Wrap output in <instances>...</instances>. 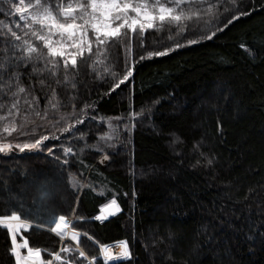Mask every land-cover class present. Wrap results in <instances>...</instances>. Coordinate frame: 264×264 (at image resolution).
I'll list each match as a JSON object with an SVG mask.
<instances>
[{
	"label": "trees",
	"instance_id": "trees-1",
	"mask_svg": "<svg viewBox=\"0 0 264 264\" xmlns=\"http://www.w3.org/2000/svg\"><path fill=\"white\" fill-rule=\"evenodd\" d=\"M51 2L54 6L57 0ZM212 2L218 13L210 28L222 29L212 39H200L199 30L183 37L174 28L171 33L167 28L149 30L144 46L137 36L128 53L125 42L117 38L101 54L100 75L94 71L92 56L65 81L61 62L59 84L46 71L33 73L32 65L20 67V82L27 89L20 94L21 123L28 111L25 97H38L43 109L53 89L68 111L73 102L80 108L88 103L87 112L97 119L85 117L78 127L87 135L65 141L78 153L68 165L61 167V161L46 151L21 153L14 148L8 155L0 154V215L11 214L13 208L26 214L38 189L54 184L55 214L69 218L75 213L74 226L93 237H81L90 256H98L97 245L128 243L130 259L108 264H264V0ZM4 7L10 8L11 0ZM237 10L247 14L229 24ZM18 23L23 22L14 10L0 11V60L2 33L11 27L23 35ZM186 38L197 42L188 45ZM175 40L184 46L147 57L146 51H163ZM126 60L128 66L135 60L133 76L109 94L124 74ZM105 66L117 76L105 72ZM137 94L156 95L155 112L145 114L108 150L107 164L94 162L125 130L120 123L113 140H102L100 134L109 131L107 117L127 118L130 97ZM0 103L10 104V95L0 93ZM4 123L0 121V127ZM176 136L181 141L173 144ZM32 138L39 136L13 133L6 140L22 143ZM54 152L63 157L61 147ZM201 152L206 155L201 157ZM208 156L214 157L213 165L207 164ZM198 159L202 163L197 164ZM69 173L79 180L75 188ZM112 198L120 211L96 220L101 206ZM21 203L27 207L20 209ZM22 232L30 246L59 249V239L49 229L33 225ZM10 246L7 230L0 227V264H14ZM44 256L50 258L47 252ZM97 264L103 263L97 260Z\"/></svg>",
	"mask_w": 264,
	"mask_h": 264
},
{
	"label": "snow or ice",
	"instance_id": "snow-or-ice-1",
	"mask_svg": "<svg viewBox=\"0 0 264 264\" xmlns=\"http://www.w3.org/2000/svg\"><path fill=\"white\" fill-rule=\"evenodd\" d=\"M8 3L9 0H0V11L14 10L18 14L19 21L23 23H18L16 27L21 29L23 35L11 27L2 33L4 40L3 59L0 60V93L10 95L11 103L7 105L0 103V111L3 112L0 114V121H5L0 127V154L8 155L14 148L21 153L46 151L48 155L61 161V167L68 165L70 158L78 155L76 148L65 141H70L77 134L81 137L86 136L87 133L78 125L83 124L85 117L89 115L93 120L97 117L87 112L90 107L88 103L80 108L73 102L72 110L68 111L67 106L59 102L56 90L53 89L52 96L47 99V104L43 109L40 107L38 97L31 96L30 99L25 97L28 111L23 113V123H21L18 119L21 116L20 94L27 91L20 82L19 69L21 66L32 65L33 73L46 71L56 78V83L59 84L61 81L58 73L61 62L65 81L73 71L79 73L80 64L91 59L92 56L96 57L93 62L94 71L100 75L97 69L104 62L101 54L115 44L117 38L125 42L126 52L131 53L132 41L139 36L140 45L143 47L149 30L163 32L167 28L171 33L174 28L175 34L180 37H183L186 32L199 30L200 39H212L216 31L222 30L219 27H216L214 31L210 28L218 13L217 3H213L212 0H165V2L162 0H67L66 3L65 0H57L54 6L51 0H27V2L18 0V3L16 0H11V7L5 8L4 5ZM246 14V12L237 10L228 23ZM9 33L12 39H9ZM169 39H172L171 35ZM36 41H39L43 47H40ZM196 42V39L186 38L188 45ZM182 46L184 45L179 40H175L171 47H165L163 51H146V55L148 58L159 57ZM241 47L246 46L242 44ZM144 58L140 56L141 60ZM134 64L135 60L132 61V66H128L126 60L125 72L109 89V94L133 76ZM104 71L109 72L111 69L105 66ZM111 75L115 77L117 73L111 71ZM43 83L42 79L41 84ZM153 103H159V100ZM49 109L53 111L50 112ZM145 111L146 109L141 107L139 111H130L127 118L124 116L107 117L109 131L101 133L100 138L105 141L113 140L120 123H123L125 129L129 127V123L132 128H135L138 122L144 120ZM147 111L151 113V109ZM57 112L59 116L56 115ZM113 119L119 123L114 125ZM29 125L32 127L29 128ZM41 128L45 131H40ZM13 133L29 137H35L38 134L39 138H32L22 143L6 140V137H11ZM64 133H69V135L64 136ZM50 140L60 141V144L45 143ZM180 141L181 138L176 136L172 143L176 144ZM58 147L63 149V157L54 152V149ZM85 147H90V145L86 144ZM205 155L204 152L200 153L201 157ZM109 158V155L105 154L101 163ZM199 163L202 161L198 159L197 164ZM213 163L214 157L208 156L207 164L213 165ZM69 176L72 187L75 188L79 180L71 173ZM57 191L54 184L45 183L33 198L32 207L20 204V209L27 207L26 214L13 208L11 214L0 215V227L7 230L11 240L8 251L14 259V264H93L96 260V257H90L81 241L82 235L89 240L93 237L86 231L82 233L78 230L65 215L56 216L53 201ZM17 198L22 199V197ZM119 211L120 205L117 199L112 198L101 206L95 219L103 221ZM80 219L83 220L84 217ZM33 225L37 229H49L62 242L70 239L74 242V246L64 244L59 251H52L30 246L29 240L24 237L18 241L17 237L22 230L32 229ZM119 246L120 251L117 258L130 259L131 252L128 243L121 241ZM100 250L105 262L114 258L110 246L101 245ZM45 252H48L49 259L45 258Z\"/></svg>",
	"mask_w": 264,
	"mask_h": 264
},
{
	"label": "rangeland",
	"instance_id": "rangeland-1",
	"mask_svg": "<svg viewBox=\"0 0 264 264\" xmlns=\"http://www.w3.org/2000/svg\"><path fill=\"white\" fill-rule=\"evenodd\" d=\"M145 98L146 99V102H148L149 104L148 105H146V106H144V108L146 109V111H145V114H150L148 111H147V109H151V113H153V112H155V110H156V106H157V103H153L154 101H156L157 100V96L156 95H154V94H137V95H132L131 97H130V111H132V110H135V111H139L140 109H141V106H139L138 104H137V99L138 98ZM144 114V115H145ZM132 127H131V123L129 124V127L127 128V129H125L123 132H122V134L116 139V140H114V142L104 151V152H102L101 154H99L96 158H95V160H94V162H98L100 165H105V164H107V161L109 160H106V161H104L103 163H101V159H102V157L105 155V154H107V152H108V150H110L116 143H117V141H119L125 134H127L129 131H130V129H131ZM44 185V184H43ZM73 204H74V206L73 207H75V208H77V205H78V200H76L75 202H73ZM74 215H75V213H72V215L68 218L69 219V221H71V222H74V220H75V218H74ZM82 232V231H81ZM83 233V232H82ZM54 234V233H53ZM55 236H56V234H54ZM18 237H20V238H22L23 237V232L20 234V235H18ZM18 237H17V239H18ZM58 239H59V249L64 245V244H67V245H72V246H74V242H72L70 239H66L65 241H61L60 240V238L58 237V236H56ZM81 237H85V236H81ZM108 246H110V250H111V252L113 253V259L112 260H110V261H107V262H105V260H104V257H103V253L101 252V245H97V247H98V256H94V257H96V260L93 262V264H97V260H100L103 264H108V263H115V262H118V261H121V260H125V259H123V258H117L118 257V254H119V251H120V246H119V243H116V244H112V245H108ZM59 249H58V251H59ZM23 251V250H22ZM47 255H48V252H47ZM50 257V256H49ZM91 257V256H90Z\"/></svg>",
	"mask_w": 264,
	"mask_h": 264
},
{
	"label": "bare ground",
	"instance_id": "bare-ground-1",
	"mask_svg": "<svg viewBox=\"0 0 264 264\" xmlns=\"http://www.w3.org/2000/svg\"><path fill=\"white\" fill-rule=\"evenodd\" d=\"M137 104L139 105V106H141V107H144V106H146V105H148L149 103L148 102H146V99L145 98H138L137 99Z\"/></svg>",
	"mask_w": 264,
	"mask_h": 264
}]
</instances>
